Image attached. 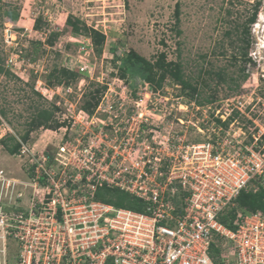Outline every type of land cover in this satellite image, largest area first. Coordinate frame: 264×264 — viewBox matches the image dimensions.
<instances>
[{
  "label": "rangeland",
  "instance_id": "374dc122",
  "mask_svg": "<svg viewBox=\"0 0 264 264\" xmlns=\"http://www.w3.org/2000/svg\"><path fill=\"white\" fill-rule=\"evenodd\" d=\"M130 51L168 70L178 66L191 88L167 76L160 88L149 85L133 76L135 67L124 74ZM0 69V200L30 205L33 194H44L30 167L41 153L62 190L57 181L69 174L74 180L90 150L96 163L123 170L147 145L165 158L167 145L202 144L219 129L225 137L234 124L220 119L227 104L264 99V0H0ZM162 72L155 68L154 79ZM41 110L52 118L30 126ZM248 116L230 136L248 128ZM3 140L24 148L10 155ZM89 167L93 173L70 182L67 195L71 186L90 192L85 177L91 183L103 173L95 163ZM6 251L13 263V241Z\"/></svg>",
  "mask_w": 264,
  "mask_h": 264
},
{
  "label": "built area",
  "instance_id": "2783aa9c",
  "mask_svg": "<svg viewBox=\"0 0 264 264\" xmlns=\"http://www.w3.org/2000/svg\"><path fill=\"white\" fill-rule=\"evenodd\" d=\"M226 106L220 119L231 118L234 124L225 137H219V129L202 144L175 149L167 145L165 158L156 157L157 149L147 145L144 156L123 170L101 160L96 163L90 150V160L84 157L74 180L69 174L57 181L62 190L53 179L59 173L49 158L43 153L36 156L30 167L33 180L44 184V194H33L38 198L25 206L0 200V264H264L261 212L237 211L234 229L219 220L235 208L242 191L264 189V99L241 97ZM245 114L253 117L245 122L248 128L230 136L229 130ZM116 158L114 153L107 159ZM93 163L103 175L93 174L97 180L90 183L87 176ZM62 165L66 173V164ZM84 175L90 192H76L71 186L67 195L68 184ZM102 185L143 200L145 211L93 201ZM7 241L15 243L13 263L8 261ZM211 246L218 251L213 253Z\"/></svg>",
  "mask_w": 264,
  "mask_h": 264
},
{
  "label": "trees",
  "instance_id": "16d2710c",
  "mask_svg": "<svg viewBox=\"0 0 264 264\" xmlns=\"http://www.w3.org/2000/svg\"><path fill=\"white\" fill-rule=\"evenodd\" d=\"M254 16L255 14H253L251 21L254 20ZM125 64L127 68L120 69L124 74H131V72L129 71L130 68L135 67L137 71L135 72L134 70L133 76H140L143 79L142 81L148 83L149 85H154L160 88L162 81L167 76L171 81H173L177 85L188 87L189 89L191 88L189 83L184 79V75L180 71V68L178 66L173 67L174 65H171L172 67H169L168 70L164 68L162 64H159V62H156V64L150 63L145 58L137 55L134 51H130L127 54V57L125 58ZM155 68L163 71L162 74L157 78V80H155L153 77V70ZM0 71L3 70L0 69ZM48 77H53V74L48 75ZM245 77L246 76H243V79ZM86 105L89 106V104ZM87 106H84L83 110L90 113V111H88ZM51 115L52 114L50 113V111L48 112L47 110L37 111V113L33 115L30 119V126H35V124L38 125L39 121L42 119L49 120L50 118H52ZM25 139L26 138L24 137L23 141ZM13 142L14 143L12 145H8L6 140L2 141V147L10 155H16L21 149V142L19 143L14 140ZM95 199L102 203L113 205L116 208H125L135 212H144L146 206L145 202H143V200L137 197L131 196L126 192L120 191L118 189L111 190L106 187L99 188L96 190ZM236 204L243 210L253 212L259 211L264 215V189L260 188L254 193L251 191L241 192V194L236 199ZM235 218V209H232L225 215L220 217L219 220L226 227L234 229L232 222ZM211 250L213 253H216L218 251L217 249L213 248V246H211Z\"/></svg>",
  "mask_w": 264,
  "mask_h": 264
},
{
  "label": "crops",
  "instance_id": "0c3cea01",
  "mask_svg": "<svg viewBox=\"0 0 264 264\" xmlns=\"http://www.w3.org/2000/svg\"><path fill=\"white\" fill-rule=\"evenodd\" d=\"M21 205H22V206H25V205H27V204H25V203H22Z\"/></svg>",
  "mask_w": 264,
  "mask_h": 264
}]
</instances>
